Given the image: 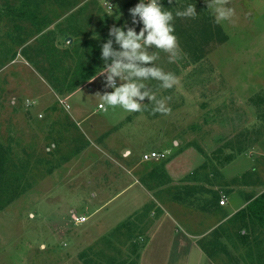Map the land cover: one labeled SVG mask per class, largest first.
I'll use <instances>...</instances> for the list:
<instances>
[{
    "label": "rangeland",
    "instance_id": "obj_1",
    "mask_svg": "<svg viewBox=\"0 0 264 264\" xmlns=\"http://www.w3.org/2000/svg\"><path fill=\"white\" fill-rule=\"evenodd\" d=\"M30 1L38 5L37 28L13 12L23 0H0V158L5 170H14L19 178L18 193L0 210V264H142L136 250L124 243L128 234H122L125 227L119 223L127 209L119 204V196L129 165H135L129 176L137 185L157 179L150 177L152 169L169 171L179 193L177 186L183 182L217 180L237 158L228 171L239 167L245 178L264 186V173L259 177L264 172L263 0H161L173 13L188 4L196 11L191 17L174 15L177 59L169 61L168 53L157 50L153 62L173 73L176 83L163 89L158 81L146 82L158 98L168 97L167 113L153 112L151 103L142 105L140 112L127 113L118 106L97 111L96 93L107 90L105 73L60 95L21 54L24 44L34 45L39 26L45 32L53 30L57 46L65 47L66 27L73 24L84 36L112 40L117 50L108 29L138 30L140 25L131 24L127 11L137 0H109L122 13L115 23L98 16L105 0H76L70 9H62L56 0ZM216 7L231 9V15L217 21ZM207 28L220 31L225 41L197 35ZM151 150L163 152L165 158L143 161V154ZM215 193L219 204L225 193ZM135 200L134 196L130 203ZM187 205L195 216L196 205ZM224 205L225 201L219 204ZM73 215L86 219L75 224ZM148 220H138L135 226L140 229ZM199 220L177 219L195 236L190 240L205 233L201 243L209 249L210 232L219 226ZM130 229L129 234H135L134 226ZM174 239L170 264H181V248L191 242L178 234ZM227 248L229 256L208 261L229 264L228 258L231 264H244V249L234 250L229 244Z\"/></svg>",
    "mask_w": 264,
    "mask_h": 264
},
{
    "label": "crops",
    "instance_id": "obj_2",
    "mask_svg": "<svg viewBox=\"0 0 264 264\" xmlns=\"http://www.w3.org/2000/svg\"><path fill=\"white\" fill-rule=\"evenodd\" d=\"M72 12L73 10H70L68 13ZM235 160H231V162L226 165V168L218 175L217 180L209 182L206 179H200L197 183L193 182L190 184L183 182L181 186H177L179 193L175 190L176 187L174 186V181H172V173L165 169L164 171L150 170V177L157 179L152 181V183H148L147 181L145 184L137 185L131 182L129 176L131 175V170L135 168V165L126 167L124 172L125 185L124 187H120L122 190L119 196V204L123 207H127V209L122 217H120L119 223L121 226L125 227L124 230H121V232H123L122 234H128V239L126 241L124 240V243L127 242L130 244V247L136 250V254L140 255V262L142 264L174 263L172 258L175 255L173 247L175 246L174 238L176 234L180 236V239H188L187 241L191 242V244L188 242L186 248H181L183 251V264L189 263L190 261L191 264H205V262H208L207 264H212L208 261L211 257L217 258L224 255L222 252L217 251L211 256V248L207 249L208 252L202 249L201 241L205 233L196 236L195 240H190V236L192 237L194 235H189L184 223L177 221V219L180 217H186V219L198 217L202 225L205 224L206 226H210L214 224L217 227H222L228 218L245 207L247 196L255 198L264 191V188L261 189V187H264L261 181L251 182L244 177V171H239V167L237 171H234V169L228 171L232 169V167L234 168L233 165ZM263 173L264 172L261 174L259 173V177H261V175L263 176ZM196 185H199V187ZM217 191L225 193V195L222 196L225 201V205L222 206L224 208L219 206L218 202L215 200V192ZM134 196L137 197V200L132 204L130 203V199ZM109 200L110 197L107 201L109 202ZM186 203H193V205H196V209L194 210L195 216H191V208H189ZM229 203H231L230 207H228ZM139 208L141 213L137 211ZM177 208L182 209L181 213L177 212ZM221 209H223L224 212H222ZM134 212L136 214H134ZM144 219H149V224L138 229V225L135 226V224L138 220L141 221ZM178 222L181 223V225ZM132 226H134L136 231L133 235L129 234L133 230L130 229ZM196 241L199 243H196ZM124 247L126 249L125 245ZM178 251H180V249ZM143 258H147V260L144 262Z\"/></svg>",
    "mask_w": 264,
    "mask_h": 264
},
{
    "label": "trees",
    "instance_id": "obj_3",
    "mask_svg": "<svg viewBox=\"0 0 264 264\" xmlns=\"http://www.w3.org/2000/svg\"><path fill=\"white\" fill-rule=\"evenodd\" d=\"M75 2L76 0H56V4L62 9L72 8ZM32 4L34 5L33 9L29 8ZM13 12L18 20H28L32 26L37 28V4L30 0H23V3ZM73 16L76 17L75 14ZM41 20L42 24L46 25V21L43 18ZM72 21L75 23L76 19H71ZM74 25L66 27L68 30L65 34L66 41L63 48L58 47L55 43L53 30L42 32V29L38 28L36 31L39 36L34 45H24L21 51L37 74L47 82L55 93L60 95L73 93L79 85L92 79V76L98 71L96 68L104 66L100 48L107 39L97 35L98 38H93L95 35L84 36L76 30ZM197 33V35H202L205 40L217 36L221 42L225 41V36L215 29L207 28L203 31L200 29ZM82 35L83 38H81ZM68 37L71 38V41H68ZM22 43L23 40H20L19 44ZM109 60L111 61V58ZM18 179L14 170L10 172L5 170L0 158V210L7 206L18 193V184L16 183ZM13 184H15L14 187H12ZM246 200L244 208L228 218L222 227L219 226L210 233L212 236L210 237V248L212 249L210 255L220 251L226 257L229 256L227 248L229 244L234 250L244 249L241 256L244 264H264V191L255 198L247 196ZM250 237H252L251 240H249ZM202 249L208 252L204 245H202ZM227 261L231 264V259L227 258ZM225 264L228 263L225 261ZM233 264L240 263L234 261Z\"/></svg>",
    "mask_w": 264,
    "mask_h": 264
},
{
    "label": "clouds",
    "instance_id": "obj_4",
    "mask_svg": "<svg viewBox=\"0 0 264 264\" xmlns=\"http://www.w3.org/2000/svg\"><path fill=\"white\" fill-rule=\"evenodd\" d=\"M127 11L131 14V24L133 26L139 24L140 27L138 30L134 27H109L108 35L114 36V41L119 48L114 50L111 47L112 40H106L100 48L104 66L96 68L98 71L92 78L106 72V87L112 89L103 94L96 93L100 107L108 111L118 106L123 111L132 113L142 111V105L151 103L153 112L167 113L169 111L166 106L168 97L158 98L146 82L158 81V86L163 89L171 88L176 83L173 73L163 71L153 62L158 59L157 50L168 53L169 61L177 59L176 37L172 23L174 15L195 16L194 5L188 4L173 13L163 6L161 0H137ZM231 11L224 7L214 8L216 20L227 19ZM101 15L103 19L110 17L115 23L120 20L122 13L116 5L105 0L103 11L98 16ZM93 38L98 37L95 34ZM149 46H152L154 51H147ZM109 57H111L110 62ZM114 78H117L119 83Z\"/></svg>",
    "mask_w": 264,
    "mask_h": 264
},
{
    "label": "built area",
    "instance_id": "obj_5",
    "mask_svg": "<svg viewBox=\"0 0 264 264\" xmlns=\"http://www.w3.org/2000/svg\"><path fill=\"white\" fill-rule=\"evenodd\" d=\"M104 73L107 75L106 72H104ZM114 80H115V78H114ZM111 90L112 89L110 87H107L106 92H110ZM96 110L97 111L102 110V108L100 107V103L97 104ZM164 158H165V154L163 152H160V151H149V152L143 154V156H142L143 161H160V160H163ZM219 204L220 205L224 204V197L221 200H219ZM85 219L86 218L84 216H80V217L74 216L72 220H73V223H75V224L79 223L80 224V223H83L85 221Z\"/></svg>",
    "mask_w": 264,
    "mask_h": 264
},
{
    "label": "water",
    "instance_id": "obj_6",
    "mask_svg": "<svg viewBox=\"0 0 264 264\" xmlns=\"http://www.w3.org/2000/svg\"><path fill=\"white\" fill-rule=\"evenodd\" d=\"M68 41H71V38H68Z\"/></svg>",
    "mask_w": 264,
    "mask_h": 264
}]
</instances>
